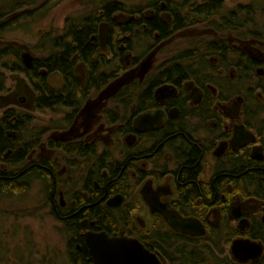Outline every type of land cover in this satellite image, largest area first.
Here are the masks:
<instances>
[{
	"label": "flooded vegetation",
	"instance_id": "flooded-vegetation-1",
	"mask_svg": "<svg viewBox=\"0 0 264 264\" xmlns=\"http://www.w3.org/2000/svg\"><path fill=\"white\" fill-rule=\"evenodd\" d=\"M171 3L151 0L146 12L119 11L98 24L92 37L97 42L92 59H106L109 64L100 68L98 62L91 66L76 61L73 81L81 94L61 95L63 103L43 109L58 112L66 108L63 126L30 132L31 116L11 107L17 94L4 98L7 108L0 117V131L9 144L0 151V182L26 185L31 180H49L53 214L69 233V264H94L88 237L138 242L156 255L160 264H192L195 262L187 254L198 252L197 246L216 245L215 237L223 231L226 241L233 238L228 255L233 264H264V206L256 204H264V120L260 119L259 126L253 121V113L247 109L248 96L247 103L241 94L231 98L226 94L231 91L230 79L215 69L212 74L203 71L214 68L215 59L208 64L160 63L150 76H142L140 58L130 70L124 61V49L133 50L127 48L124 39L142 32L162 43L172 34L161 39V32L176 33L187 26L183 23L185 27L174 30L178 8ZM7 14L0 12V31L18 21L7 18ZM121 14L131 19L124 22ZM26 16L25 12L21 18ZM103 23L109 25V32L107 44L101 48L98 34ZM127 24L132 27L119 32L130 33L116 37L117 26ZM162 24L168 29H162ZM258 38L234 39L241 45L238 49L225 42V48H218V41L210 51L220 57L221 68L232 67L247 75L258 67L256 75L263 79L264 42ZM154 48H145L140 57ZM234 54L237 60L225 63V57ZM118 55L122 67L115 69L111 61ZM8 57L17 59L20 67L13 69L17 62H3ZM20 60V54L18 58L9 54L0 58V65L31 81L32 102L42 110L39 83L43 81L50 92H59L65 88L63 75L40 68L39 79L29 77L27 71L34 69L37 58L30 69ZM174 65L181 70L173 69ZM139 72L142 79L136 80ZM56 75L61 76L62 83L56 82L57 87L51 88L49 83ZM233 76L235 73H230L229 77ZM4 84L3 77L0 93ZM258 89L264 91V86L257 84L254 90ZM247 92L250 94V88ZM19 100L26 101L24 97ZM51 129L59 133L44 139ZM63 176L72 188L70 193L62 188ZM136 194L146 203L143 209L136 205ZM140 211L143 216L137 214ZM163 212L192 226L187 232L177 231ZM103 218L108 225L101 222ZM236 240L257 244L261 254L246 263L236 261L231 251Z\"/></svg>",
	"mask_w": 264,
	"mask_h": 264
},
{
	"label": "rangeland",
	"instance_id": "rangeland-1",
	"mask_svg": "<svg viewBox=\"0 0 264 264\" xmlns=\"http://www.w3.org/2000/svg\"><path fill=\"white\" fill-rule=\"evenodd\" d=\"M101 1H121L129 8L143 6L151 2V0H0V12H7L9 13L7 18L18 20L12 27L0 31V47L12 46L18 48L21 57L24 53H30L37 59L48 55L50 47L44 41V36L46 34H51L52 37L61 35L67 19H80L94 10L97 7L96 4ZM181 1L176 0L171 5L172 7H178L181 16H186L189 7L178 6ZM195 1L201 3L203 0ZM24 3L26 6L21 7V4ZM224 3V8L219 14L214 15L205 22L188 24L182 31L172 34L162 43L155 42L154 38L142 32L130 36L128 43L133 50L124 49V58H127L124 61L130 65L128 67V70H130L133 63L136 60L138 62V58H140L139 64L142 63L140 68V72H143L142 76H150L153 75L154 69L160 63L180 62L181 60L174 59L180 53L191 56L190 59H185L180 63H207L211 59H215V62L212 63L215 67L203 71L212 74V70L215 69L217 73L222 74L221 76L230 79L231 91L230 93L226 92V94L231 98L241 94L246 98L247 103L248 96L251 101L249 100L250 103L247 105V109L250 110V113H253L252 119L258 122L256 125L259 126L260 119L264 120V95H262L264 91L254 89L257 84L264 86V78L262 79L256 75L255 69H258V67L253 71H247V75L232 67L223 69L220 67V57L213 54L210 47L221 41L237 49L238 47L241 48L240 43L234 40L237 38L259 37L260 41L264 42V2L254 4L256 9L253 7L252 14H239L238 18L244 20V23L237 29H230L224 25L221 16L228 15L229 11L235 9L238 4H249L250 0H224ZM29 4L31 5L28 6ZM148 10L143 9L144 12ZM27 11L32 12V17L21 18L22 14ZM149 46L155 48L141 58L140 54ZM262 51L264 52V47H262ZM108 56L110 55L108 54ZM232 60H237V54L225 57V63ZM22 61L23 59L20 60V62ZM3 62L13 63L17 62V59L8 57ZM140 72L136 74V80L137 78L142 79ZM232 72L235 73V76L229 77ZM2 76L5 80V90L0 93V117L7 108L4 105V98L15 93L17 94L15 95L16 103L11 104V107L14 106L13 108L31 116L28 124L30 132L35 133L41 128L64 125L62 118L68 110L62 107L59 108L58 112L37 109L32 102L34 97L32 83L24 74L10 72L0 65V84L2 83ZM248 88H250V94L247 92ZM22 97L26 99L25 102L19 100ZM58 133L59 130L51 129L44 135V139L49 135ZM60 158H62L61 155H59ZM62 165V159H60L59 169H62ZM15 167L19 168L20 166ZM61 178L63 190L65 189L66 192L70 193L72 188L64 182L66 177ZM3 188L5 189L0 188V264H69L67 257L69 233L53 214L50 200L52 188L49 187V180H31L26 185H20L18 190L11 187L6 190V186H3ZM66 196L72 198L73 194H66ZM135 201L136 205L140 206L139 208L146 207L141 194H136ZM256 204L259 207L264 206L260 201H257ZM137 214L142 215L143 213L140 211ZM145 218H147V215ZM215 238L216 245L197 246L198 253L203 260L199 264H226L231 262L228 255L233 238L226 241L225 231ZM164 264L170 263L164 261Z\"/></svg>",
	"mask_w": 264,
	"mask_h": 264
},
{
	"label": "trees",
	"instance_id": "trees-1",
	"mask_svg": "<svg viewBox=\"0 0 264 264\" xmlns=\"http://www.w3.org/2000/svg\"><path fill=\"white\" fill-rule=\"evenodd\" d=\"M169 2H174L176 0H168ZM259 2H264V0H250V3L247 5L238 4V6L230 10L228 15H222L221 21L224 25H226L230 29H237V27H241L244 23V20H240L238 18L239 14H252L253 10L256 9L254 4H258ZM224 0H203L201 3H197L195 0H182L178 6L189 7V11L187 12L186 16L181 17L180 11L178 14H175V21H174V30L181 29L185 27L187 24H194L208 21L214 15H217L221 12L224 8ZM24 5V4H22ZM29 4L28 6H30ZM94 10L90 11L89 13L82 16L80 19H67L63 28V32L59 36L52 37L51 34H46L44 36V41L49 44L50 53L48 55L42 56L41 58L37 59L35 62V67L31 71H27L29 77L38 78L37 76V69L46 68L48 71L52 72L54 70L60 71L63 75L65 80V88L59 92H50L46 84L42 81L39 84V108L45 109H53L54 106L63 103L61 101V95H77L81 94V91L76 86L75 82L73 81V67L76 61H84L91 66L96 64H100V68L108 65L109 62L106 59H98L93 60L92 56L96 53L97 42L95 39H92L93 36L97 33L98 24L102 21L109 20L111 14L116 12H125L129 14L141 12L144 8L150 6L149 4H144L143 6H133L128 7L124 2L121 1H101L99 4H96ZM254 7V9H253ZM178 8V7H177ZM26 17H32V12L27 11ZM15 23V20L12 21V24ZM185 23V25L183 24ZM132 27V24H127L123 26H117L118 32H115L116 37L118 33L121 35L129 34L130 32H119V30L127 31ZM162 29H168L164 24L161 25ZM256 32V31H252ZM175 32H161V39L165 37H169L171 34ZM115 37V39H116ZM115 45V40H112ZM124 43L129 42L124 39ZM41 45V44H40ZM227 45L223 42H220L217 47L225 48ZM130 44L127 43V48H130ZM213 48V47H212ZM221 54L224 53L223 51L220 52ZM13 55L17 58L19 57V50L15 47H4L0 49V58L5 57L7 55ZM226 54V52H225ZM224 54V55H225ZM118 58H114L112 62V67L115 69H119L122 67V61ZM191 56L189 54H179L174 59L181 60L183 62L185 59H190ZM176 62V63H180ZM13 69L15 67H20L19 63L13 64ZM173 69L181 70L178 65H174ZM118 71V70H117ZM108 73V72H107ZM105 73V74H107ZM108 75V74H107ZM104 76V75H103ZM102 78V77H100ZM109 78L110 77H106ZM105 78V79H106ZM102 87V86H101ZM56 95V96H55ZM9 142L7 138L1 133L0 131V151L5 149L8 146ZM17 156L20 153L16 154ZM15 155V156H16ZM6 186V190L8 187L18 190L20 185L15 182H0V188ZM10 189V188H9ZM98 214H100L98 212ZM101 222L108 225V222L103 218ZM195 263L197 260L203 261L201 255L198 252L190 251L188 254ZM189 261V260H187ZM192 263V264H195ZM226 264H233L232 262H227Z\"/></svg>",
	"mask_w": 264,
	"mask_h": 264
},
{
	"label": "water",
	"instance_id": "water-1",
	"mask_svg": "<svg viewBox=\"0 0 264 264\" xmlns=\"http://www.w3.org/2000/svg\"><path fill=\"white\" fill-rule=\"evenodd\" d=\"M120 17L124 22L131 19V16L121 14ZM116 20V19H115ZM109 25L103 23L99 27L98 38L101 48H104L108 41ZM23 63L26 68L33 66V56L30 53L22 55ZM56 82L61 85L60 75H56L53 83H49L51 88H56ZM167 222L177 231L187 232L192 225L188 222L181 221L176 215L163 212ZM89 254L94 264H160L156 255L149 253L142 245L135 241H126L125 239H105L96 237L87 239ZM232 254L236 261L246 263L254 260L261 254L260 247L249 240H236L231 246Z\"/></svg>",
	"mask_w": 264,
	"mask_h": 264
}]
</instances>
